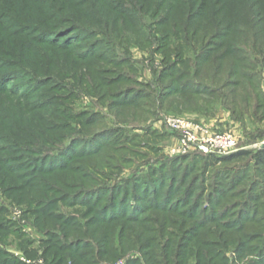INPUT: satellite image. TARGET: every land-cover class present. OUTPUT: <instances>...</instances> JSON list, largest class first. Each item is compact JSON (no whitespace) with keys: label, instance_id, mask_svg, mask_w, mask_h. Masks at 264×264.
Listing matches in <instances>:
<instances>
[{"label":"rangeland","instance_id":"374dc122","mask_svg":"<svg viewBox=\"0 0 264 264\" xmlns=\"http://www.w3.org/2000/svg\"><path fill=\"white\" fill-rule=\"evenodd\" d=\"M83 2L0 0V264H264V0ZM251 39L258 114L154 103ZM170 117L239 147L173 155Z\"/></svg>","mask_w":264,"mask_h":264},{"label":"trees","instance_id":"16d2710c","mask_svg":"<svg viewBox=\"0 0 264 264\" xmlns=\"http://www.w3.org/2000/svg\"><path fill=\"white\" fill-rule=\"evenodd\" d=\"M83 3H87L89 0H83ZM260 33L254 31L253 36L258 38ZM259 39V38H258ZM189 48L191 46H188ZM250 49L246 46H241V53L244 55L233 56L234 62L226 60L228 55L234 54V52H228L220 58L211 59L205 57V52L196 53L192 51V56L189 55V62L193 75L189 77L185 84L181 86H170L171 94H166L168 92L169 85L164 87L161 92L158 93L157 99L154 103L160 100L167 103H175L178 110L192 109V110H213L212 105L215 101V96L219 97L223 103L225 109L231 110L239 119L244 120L242 114H247L248 109L253 108L255 114L263 109L259 106V96H261V85H260V74H247L246 71H250L256 66L257 59V48L259 44L255 40L251 39L249 41ZM263 45H260L262 48ZM232 50H234L232 48ZM262 52V51H261ZM181 53V52H180ZM183 56V54L181 55ZM227 61V62H225ZM229 61V62H228ZM264 63V60H262ZM182 79V78H181ZM210 79L212 82L206 80ZM189 82V83H186ZM197 84L201 89L193 84ZM215 85H218L217 88ZM205 89V90H204ZM216 89V90H215ZM219 90L221 92H219ZM260 93V94H259ZM164 105V104H161ZM215 105V104H214ZM131 106V105H130ZM160 106V105H159ZM139 108V107H138ZM190 155H201L207 158H214L218 156L204 155L201 153H191ZM240 156H250L253 162L258 165H264V149L258 151H246L242 152ZM239 156V157H240Z\"/></svg>","mask_w":264,"mask_h":264},{"label":"built area","instance_id":"2783aa9c","mask_svg":"<svg viewBox=\"0 0 264 264\" xmlns=\"http://www.w3.org/2000/svg\"><path fill=\"white\" fill-rule=\"evenodd\" d=\"M166 125L179 135L178 144L172 149L173 155L196 152L224 156L237 150L240 144L232 132H214L205 125L189 119L170 117L166 119Z\"/></svg>","mask_w":264,"mask_h":264}]
</instances>
